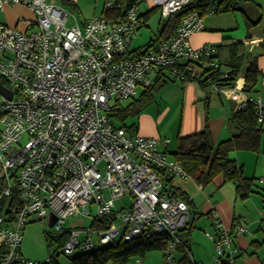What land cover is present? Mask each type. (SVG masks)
<instances>
[{
  "label": "built area",
  "instance_id": "obj_1",
  "mask_svg": "<svg viewBox=\"0 0 264 264\" xmlns=\"http://www.w3.org/2000/svg\"><path fill=\"white\" fill-rule=\"evenodd\" d=\"M116 1L106 0L105 9ZM193 1L146 3L168 20ZM9 4L30 7L34 19L26 30L0 21V77L13 92L0 103V241L8 245L2 264H39L21 255V231L31 217L49 221L53 212L52 227L61 231L71 214L90 215L95 208L92 227L67 230L66 254L164 235L160 264H172L179 249L192 264H202L179 235L188 225L190 206L166 178L191 175L169 156L171 139L129 132L114 124L108 112L113 99L133 97L163 69L187 82L186 73L175 65L216 52L214 46L195 48L190 39L204 27L205 13L222 12L226 4L212 3L203 14L187 13L172 37L136 48L134 54L130 46L146 11L140 2L124 18L101 15L70 26V12L53 1L0 0V10ZM257 40L261 42L248 43ZM218 90L237 100L238 107L247 101L237 83ZM254 101L263 122L264 102ZM125 196L130 206L117 209L116 199ZM215 230L206 232L215 244V264H234L236 237L250 231L247 218L240 216L235 229L217 218Z\"/></svg>",
  "mask_w": 264,
  "mask_h": 264
},
{
  "label": "crops",
  "instance_id": "obj_2",
  "mask_svg": "<svg viewBox=\"0 0 264 264\" xmlns=\"http://www.w3.org/2000/svg\"><path fill=\"white\" fill-rule=\"evenodd\" d=\"M49 1H53L68 10L70 12L68 21H71L72 24L76 22L84 24L95 16L104 15L106 0ZM215 3L220 4L221 2ZM238 11H241L242 16H239ZM220 13H224V15L203 16L204 27L192 34L190 39L192 46L195 48L202 46L217 47L225 39H241L245 41L247 50L253 54L259 53L261 50L260 41L257 40L253 45L248 42L254 39H260L264 42V0H244L241 9ZM33 19V10L22 4H9L4 10H0L1 22L21 30H26L28 21ZM242 20L245 23L244 35L242 33L235 35L232 31L241 28ZM160 22H166L162 16ZM248 23H254V25L248 26ZM249 34L250 38L247 39ZM202 58L203 56L199 59ZM257 64L261 69L257 91L254 94H249L242 90L245 82V70L237 79V87L240 97L244 100L252 97L253 99L261 98L264 102V55L258 56ZM195 73L201 76L202 70L199 69ZM237 106V100L214 87L204 89L195 80L184 82L180 78H176V80L168 82L166 87L156 96L155 101L134 121L137 122V131L144 136L170 138L171 142L167 149L173 151L177 149L179 136L202 130L205 111L207 110L209 111V124L214 142L218 143L232 136L236 130L228 121ZM262 124L264 126V121ZM231 157L243 165L245 176L254 178L259 185L255 186L256 191L245 200L236 195L235 185L231 182H224L221 176L216 177L210 183L197 184L196 187L191 182L194 177L188 179L175 178L172 181L174 189L179 193H184L188 197V201L191 202L186 200L190 206L189 229L186 230H190V250L196 262L212 264L206 253L212 248L214 250L215 244L206 232H211V230H214L212 233L216 232L215 221L217 218L223 220L231 229H235L238 218L245 216L250 231L236 237L239 253L236 255L234 264H264V143L260 152L235 150L231 152ZM181 197L183 196L181 195ZM195 214L204 219H200L203 222V229L212 226V229L205 231V235L201 232L192 234V225H194V218L192 217ZM152 253L159 254L152 258ZM184 254V252L178 251L172 264H181ZM164 256V250H153L145 256L133 257L129 264H160ZM139 257L143 260H138Z\"/></svg>",
  "mask_w": 264,
  "mask_h": 264
},
{
  "label": "trees",
  "instance_id": "obj_3",
  "mask_svg": "<svg viewBox=\"0 0 264 264\" xmlns=\"http://www.w3.org/2000/svg\"><path fill=\"white\" fill-rule=\"evenodd\" d=\"M139 2V0H117L113 8L105 9L104 15L113 18H124L126 11L132 5ZM215 2L217 1L194 0L187 8L178 11L168 20H165L166 22L162 33H160L159 28L157 37H152L151 41L145 46L156 40H160V38L172 37L176 33L182 18L187 13L198 10L203 14L207 11L208 7ZM219 2L226 4L223 9L224 12L241 9L244 0H221ZM155 10H159V8L146 9V11L141 12L144 18L142 26L149 24L151 13ZM252 25H254V23H248V26ZM249 38L250 34L247 39ZM259 47H261L260 52L253 54L247 50L244 40L225 39L221 45L216 47L215 53H209L211 55L203 56L201 60L196 59L193 60V62H187L184 66L179 65V63L175 66L181 68L183 72L186 73L187 81L195 80L199 82L204 89L214 87L217 90L235 86L241 72L245 70V82L242 90L246 93L254 94L257 91V84L261 74L257 59L260 54L264 55V42H261ZM135 49H130V51H132L130 53L134 54L137 51ZM215 60L218 61L217 67L212 65V62ZM186 66H189L188 72H186ZM223 66L227 67L224 73L222 72ZM199 69L202 70L201 76L195 73L199 71ZM0 79L4 84L7 83L3 77H0ZM170 80L174 81L176 78L170 75L169 70H161L156 76L154 83L147 88L141 89L139 93L133 96V100L128 104H122L123 101L121 100L117 101L114 105H110V110L108 112L110 120L120 127H125L129 132L137 133V122H135L134 119L155 101L156 96L166 87ZM129 120L131 121L128 122ZM209 121V111L207 110L205 111L202 130L196 133L179 136L177 149L168 152L182 163L186 171L191 177H194L199 184L210 183L216 177L221 176L224 182L233 183L235 185L236 195L245 200L251 193L256 191V181L254 178L245 176L243 165H240L231 157V152L235 150L260 152L262 150V145L264 143V126L262 122L259 121L258 107L252 97L247 99L243 107L237 106L228 121L231 126L235 127L236 132L229 138L221 140L218 143L214 142ZM166 180L167 185L174 189L172 184L173 179L166 178ZM176 192L179 195L181 194L185 200H189L184 193H179L177 190ZM15 197H17L16 192ZM19 202L20 201L17 200V203ZM104 221L105 218L102 222ZM24 228L21 231L22 236ZM188 229L187 225V227L179 233L184 240L190 235V230L186 231ZM49 233L50 232L47 230L46 238L49 244H54L55 240L60 241V245L57 247L58 249L62 247V253L68 257V264H106L109 261H114L116 264H129L133 257L145 256L148 252L153 250H164L167 243V236L163 235L150 240L139 239L135 241H121L118 244H104L90 251H76L72 254H66L63 247L68 239V231L60 234L58 238L55 236L51 237ZM7 253L8 245L0 241V264H2V260ZM60 253L59 251L51 253L47 261L38 263L64 264L60 260ZM13 264H19V262ZM181 264H192V262L190 258L185 255L181 259Z\"/></svg>",
  "mask_w": 264,
  "mask_h": 264
},
{
  "label": "rangeland",
  "instance_id": "obj_4",
  "mask_svg": "<svg viewBox=\"0 0 264 264\" xmlns=\"http://www.w3.org/2000/svg\"><path fill=\"white\" fill-rule=\"evenodd\" d=\"M139 1H140L142 10L149 8L148 4L146 3V0H139ZM216 1L219 2L221 0H216ZM238 12H239L238 13L239 16H242L241 11H238ZM207 15H209V14H207V13L204 14V16H207ZM221 15H224V13L217 12L214 14V16H221ZM241 19H242V17H241ZM160 21H161L160 10L152 11L151 16L149 18V24L142 26L138 30L137 34L134 36V38L132 40L130 47L132 49L143 47L151 41L152 37L156 38L158 35V32H159L160 25H161ZM71 24H72L71 21L67 22L68 26H70ZM244 26H245V23L242 20L241 28H238V29L232 31V33H234L235 35H240L239 33L243 34ZM242 37H244V36H242ZM171 76L176 77L174 75H171ZM176 78H179V77H176ZM141 89L142 88H138V93L141 91ZM132 100H133V97L129 98V99L122 100L123 101L122 104H128ZM2 101H3V95L0 94V103H2ZM117 101L118 100L113 99L111 101V104L114 105L117 103ZM130 121L131 120H129L128 122H130ZM0 126H1V124H0ZM172 149H173V147H172ZM169 156H171V153L169 154ZM191 182H193L194 187H196L197 184H199V182L195 179L191 180ZM256 185L259 186L257 184V182H256ZM229 186H231V185H229ZM191 191H193V190H191ZM190 193H193V192H190ZM115 203H116L117 209H122L123 207H129L130 206L131 199L128 196H125V197L116 199ZM95 215H96V208L94 209V212H92L90 215L73 213L67 218V223L64 226L65 228H63L61 231L54 230V228L50 225L48 218H46V220H36L37 218L31 217V219H30L31 221L26 224V226L23 230V236L24 237H23V241L21 243L22 258H24L25 260H28V261L42 262L43 263V262L48 260V257L51 253H56L57 251H59V252H61L59 257H60V260L62 261V263L68 264L69 263L68 257H66L64 253H62V247H61V249H58V247H57L58 245H60V241L55 240L54 244L50 245L49 241L46 238V231L48 230L50 232L49 234L51 237L55 236L58 238L60 234H62L63 232H65L69 229H73V228L89 229L90 227H92L91 224L95 218ZM192 218H194V222H193L194 225H192L193 226L192 234L193 233L197 234V233L201 232L202 234L205 235V231L207 229H212V226H209V227L203 229L202 228L203 222L201 220H204V219L197 217L196 214L193 215ZM211 232H214V230H211ZM92 238L95 242H97L99 240V236L97 233H93ZM183 243H184V245H186L187 247L190 248V246H191L190 235L185 240L183 239ZM77 251H81V250H77ZM179 251H182V249H179ZM74 252H76V251H74ZM156 254H159V253H152V256H153L152 258H155ZM215 254H216L215 247H214V250L212 248L208 251V253H206V255H208L209 259H211L212 264H215V262H216ZM141 257H139L138 260H140V259L143 260ZM106 264H116V263L114 261H109Z\"/></svg>",
  "mask_w": 264,
  "mask_h": 264
},
{
  "label": "water",
  "instance_id": "obj_5",
  "mask_svg": "<svg viewBox=\"0 0 264 264\" xmlns=\"http://www.w3.org/2000/svg\"><path fill=\"white\" fill-rule=\"evenodd\" d=\"M164 26H165V22H162L161 28H160V33H162ZM226 69H227V67L223 66L222 72L224 73L226 71ZM186 72H188V70H186ZM0 94L6 95L9 98H12V95H13V92L5 86V84L1 81V79H0ZM55 221H56V217H55L54 213L52 212L51 218L49 220L50 225L53 226Z\"/></svg>",
  "mask_w": 264,
  "mask_h": 264
},
{
  "label": "bare ground",
  "instance_id": "obj_6",
  "mask_svg": "<svg viewBox=\"0 0 264 264\" xmlns=\"http://www.w3.org/2000/svg\"><path fill=\"white\" fill-rule=\"evenodd\" d=\"M242 82V80H240ZM241 96V95H240Z\"/></svg>",
  "mask_w": 264,
  "mask_h": 264
}]
</instances>
